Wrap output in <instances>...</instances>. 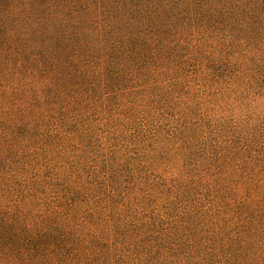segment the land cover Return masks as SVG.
Instances as JSON below:
<instances>
[{"label":"trees","instance_id":"trees-1","mask_svg":"<svg viewBox=\"0 0 264 264\" xmlns=\"http://www.w3.org/2000/svg\"><path fill=\"white\" fill-rule=\"evenodd\" d=\"M0 264H264V0H0Z\"/></svg>","mask_w":264,"mask_h":264}]
</instances>
